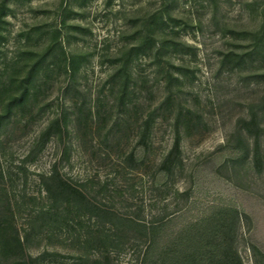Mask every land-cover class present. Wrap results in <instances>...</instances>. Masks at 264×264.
<instances>
[{"label": "rangeland", "instance_id": "rangeland-1", "mask_svg": "<svg viewBox=\"0 0 264 264\" xmlns=\"http://www.w3.org/2000/svg\"><path fill=\"white\" fill-rule=\"evenodd\" d=\"M262 2L0 0V81L23 74L47 51L28 104L3 129L6 160L19 169L31 141L61 106L70 128L60 142L50 136L17 177L3 178L0 217L11 206L14 224L23 232L27 211L36 203L31 197L38 203L43 194L39 173L56 160L69 180L85 183L83 189L98 203L121 213L145 204L143 217L149 219L186 205L183 220L212 204H232L243 214L234 242L242 264H264ZM161 41L164 47L157 52ZM139 43L120 104L125 73H111L127 48ZM70 54L78 56L72 79L65 69ZM5 91H0V109ZM150 113L143 144L140 134ZM175 131L179 152L168 181L170 198L153 203L155 183L164 180L155 176L157 163ZM255 135L258 154L253 156ZM63 141L70 144L68 159L60 158ZM172 188L186 189L187 197H174ZM38 229L25 241V252L59 253L46 255L40 264H136L144 246L131 233L107 250L59 228L53 235ZM7 249L0 241V264L11 260Z\"/></svg>", "mask_w": 264, "mask_h": 264}, {"label": "trees", "instance_id": "trees-1", "mask_svg": "<svg viewBox=\"0 0 264 264\" xmlns=\"http://www.w3.org/2000/svg\"><path fill=\"white\" fill-rule=\"evenodd\" d=\"M262 1L260 33L264 35V0ZM2 8L3 5L1 10ZM158 18L161 19L160 15ZM172 45L174 44L172 43ZM162 47H164L163 41L156 47V51L160 52ZM141 49V43L127 48L122 62L115 65L111 73L112 77L121 71L123 74L125 73V79L120 87V104H124V97L129 86L126 79L130 75L129 60L134 52L137 54ZM46 53L47 51L39 53L38 57L28 63L23 74L9 78L8 81H0V91L9 90L6 97L3 98L0 109V139L3 129L6 128L17 112L24 109L28 104L32 94V83L38 71L43 67L42 61ZM77 58L78 56L75 54H70L67 58L65 69L71 79L74 77L77 68ZM45 67H50V64L45 65ZM13 84L15 85L14 90L8 89ZM47 107H49V103L39 107L38 114ZM67 118L66 108L61 106V109L48 119L37 136L33 138L27 153L21 158L22 165L17 166L19 169L16 170L10 163L12 161L6 160L0 140V189L6 190L3 178L14 179L18 173L23 172L25 170L24 162L34 158L43 149L50 136L59 138V142L63 134L69 136L70 128ZM151 120L152 113L144 121L140 143L145 144L147 142ZM251 120L253 121L252 117L249 122ZM257 146L255 135L252 148L253 156L258 154ZM243 151H247V145ZM69 152L70 144L63 141L60 158L66 156L68 159ZM178 152V132L175 131L171 145L161 155V159L157 163L155 176L161 175L164 180L155 183L153 203L160 200L166 201L170 198L168 181L177 161ZM131 157H133L132 152L128 154L127 158ZM57 163L55 160L47 171L39 173L43 194L38 203L35 200L36 196L31 197L36 203L27 211V225L23 228L22 233L14 224L12 219L14 210L10 208L11 206L6 209L5 216L0 217V241L8 247L7 250L11 254V260L7 264H40L46 255L59 254L56 251L49 253V251L43 250L32 256L25 252V241L38 228V230L44 231L46 235H53L55 230L59 228V231L65 230L91 245L102 244L107 250L115 249L120 238L124 234L131 233L132 239H138L140 243L144 242V246L139 248L136 264H242L234 242L238 233V224L243 214L234 205L212 204L205 212L181 220L186 206L183 205L168 214L162 212L153 218L145 219L143 217L145 204L136 205L129 213H121L112 208L111 205H102L90 196L85 188L83 189L82 186L85 183H81L82 186L76 185L61 173ZM24 177L26 178L25 174ZM102 186L101 188L105 189L106 183H103ZM171 195L174 197H181L182 195L186 198L187 190L172 188ZM166 203L163 202L161 207L163 208ZM261 255H264V251Z\"/></svg>", "mask_w": 264, "mask_h": 264}]
</instances>
